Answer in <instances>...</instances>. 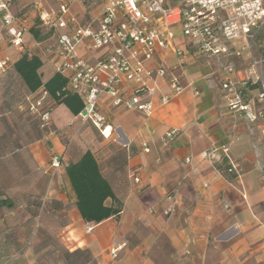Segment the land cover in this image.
Segmentation results:
<instances>
[{
  "label": "crops",
  "instance_id": "0c3cea01",
  "mask_svg": "<svg viewBox=\"0 0 264 264\" xmlns=\"http://www.w3.org/2000/svg\"><path fill=\"white\" fill-rule=\"evenodd\" d=\"M60 1L13 0L6 15L19 16L14 26L25 30L24 49L13 47L0 18V58L9 57L14 63L30 52L42 59V77L48 81L62 63L61 30L44 25L40 13L53 14ZM63 1L70 6L65 21L95 26L101 16L99 6ZM70 28L72 24L66 30ZM170 30L174 39L148 66H161L168 75L178 76L181 93H172L167 77L150 82L154 94L148 98L153 104L149 117L117 107L113 98L102 95L99 110L114 128L107 138L51 100V109L42 113L49 117L46 143L38 141L29 150L16 147L14 159L9 155L1 161L17 171L12 160L20 165L27 160L32 171L46 175L47 200L60 203L68 218L62 228L64 249H88L95 264H264V117L255 122L236 117L227 107L222 88L227 79L241 82L249 77L248 55L234 54L244 40H222L229 52L212 56L198 51L182 35L180 25ZM105 51L91 49L87 41L78 48L90 64ZM253 55L264 58V34L254 42ZM227 67L234 71L228 72ZM134 86L127 84L125 92L130 94ZM256 94L257 89L246 93L255 112L259 110L253 101ZM47 98L44 93L41 99ZM172 130L177 134L166 138ZM224 147L230 149L237 174L227 172ZM88 150L122 203L118 217L99 224L82 219L66 175V167ZM55 156L62 161L57 170L50 168ZM0 184L6 185L0 189V201H8L0 206V264H40L38 243L24 240L25 235L38 232L32 206L24 202L32 199L38 185L30 181L28 196L23 183ZM112 203V199L106 201L107 206Z\"/></svg>",
  "mask_w": 264,
  "mask_h": 264
},
{
  "label": "built area",
  "instance_id": "2783aa9c",
  "mask_svg": "<svg viewBox=\"0 0 264 264\" xmlns=\"http://www.w3.org/2000/svg\"><path fill=\"white\" fill-rule=\"evenodd\" d=\"M89 6H99L101 16L96 25L82 26L76 21H65L70 6L60 1L58 10L40 13L41 22L61 30L58 34V49L62 63L56 71L69 80L68 89L77 93L83 100L84 108L78 115L84 123L92 124L103 137H109L114 128L99 110V100L108 94L114 105L129 111H137L146 116L153 113L149 97L154 94L150 82L156 78H168L174 95L182 92L183 87L176 75H168L161 67H149L161 49H166L174 39L170 27L180 25L182 35L190 40L201 53L220 56L229 52L222 40L233 41L243 38L244 44L234 50L237 57H249V77L241 82L231 79L224 81L222 88L228 109L236 117H244L250 122L264 117V58L253 55V45L260 34H264V0H81ZM13 0H0V13L9 12ZM178 3L170 7L169 3ZM56 21H53V19ZM122 18V21L119 19ZM15 17L7 14L4 24L14 48L24 49L22 27L14 26ZM58 20V21H57ZM72 24V28H68ZM165 29V31H162ZM87 41L93 50L106 49L105 53L90 64L81 57L79 46ZM178 56L183 53L177 51ZM9 57L0 58V71L3 73L11 65ZM226 70L232 73V67ZM127 84H134L130 94L125 92ZM257 85L253 99L259 110L255 112L244 92L248 86ZM199 95L198 92H195ZM43 99L31 102L30 109L36 111ZM43 127L49 128L48 114L42 116ZM176 130L167 133L172 138ZM145 151L148 148L145 146ZM230 149L224 147L222 153L229 162L228 172L237 174L236 167L230 162ZM219 159V158H217ZM222 160V159H221ZM190 162V159H187ZM62 161L53 157L51 169H59ZM92 231V226H87ZM118 249L112 251L116 256Z\"/></svg>",
  "mask_w": 264,
  "mask_h": 264
},
{
  "label": "trees",
  "instance_id": "16d2710c",
  "mask_svg": "<svg viewBox=\"0 0 264 264\" xmlns=\"http://www.w3.org/2000/svg\"><path fill=\"white\" fill-rule=\"evenodd\" d=\"M6 13V11L0 13V18L3 19L1 22L3 24ZM15 17L17 19L19 16L16 15ZM42 67V59L26 51L17 61L12 63L1 76L7 73H13L21 81L23 87L28 92V95L25 97V102L29 103L30 98L41 91V93H45L46 96L56 104L65 105L74 116H78L84 108L83 100L77 93L68 89V78L56 71L48 81H44L41 73ZM254 89H257V85L250 84L248 86V90ZM247 91L244 92V95H246ZM30 107L31 102L28 107L29 112L32 111ZM37 111H39V108ZM38 116L42 122L41 127L45 129L44 131L47 133L48 128L43 127V114H38ZM10 155L13 159L15 158V152L10 153ZM6 156H8V154ZM2 158L3 157L0 156V183L12 184L11 182H13L16 177L14 176L15 171L14 169L10 170L5 167V163L1 161ZM12 161L14 165L16 162H14L15 160ZM7 165H9V163H7ZM18 167L21 169L23 164L20 165L18 163ZM228 169L229 166L227 172ZM66 175L76 196L75 206L86 223L99 224L111 217H118L120 215L122 203L116 197L110 182L102 174L98 161L91 151H86L77 162L70 163L66 167ZM4 178L7 179L2 181ZM1 185L2 184H0V189L6 186L3 184L1 187ZM108 199H112L113 201L111 206L106 205ZM7 202V199L1 200L0 206L7 204ZM50 203H52V205H50L52 209H55V207L62 208V205L56 201H51ZM28 204L32 206V204ZM33 215H36L35 211H33ZM65 257L68 262L81 257V259L84 260L83 264H87L94 260L88 249H78L74 252L67 251Z\"/></svg>",
  "mask_w": 264,
  "mask_h": 264
},
{
  "label": "rangeland",
  "instance_id": "374dc122",
  "mask_svg": "<svg viewBox=\"0 0 264 264\" xmlns=\"http://www.w3.org/2000/svg\"><path fill=\"white\" fill-rule=\"evenodd\" d=\"M27 95L28 92L13 73L0 76V156L3 158L9 159L8 156L15 152L16 147L21 146L29 150V147L38 141L46 143V132L41 127L42 122L38 114L51 109V99L44 100L39 111L29 112L30 102L35 103L40 100L43 93L39 92L32 96L29 103L25 102ZM96 136L99 135L96 134ZM26 162L28 161H23V167L15 171V180L11 182L12 184L23 183L27 188V195L30 193L31 180L38 185L37 192L33 194L32 199L24 201L26 205L28 202L32 204L31 210L36 213L38 232L25 235V242L33 240L38 243L40 264H83L84 260L81 257L67 261L65 257L67 250L64 249L62 243V228L63 224L68 221L67 214L62 212L60 207L52 209L50 206L52 203L46 198V175L41 170L37 173L32 171ZM15 164L18 166L17 163ZM87 264H94V260Z\"/></svg>",
  "mask_w": 264,
  "mask_h": 264
}]
</instances>
